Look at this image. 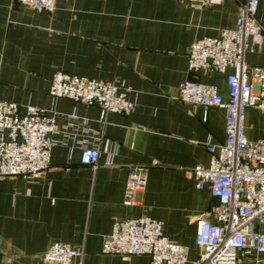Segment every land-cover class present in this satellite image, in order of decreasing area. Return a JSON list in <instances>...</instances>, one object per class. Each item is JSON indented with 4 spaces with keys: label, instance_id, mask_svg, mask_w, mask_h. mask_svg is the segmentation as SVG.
<instances>
[{
    "label": "crops",
    "instance_id": "0c3cea01",
    "mask_svg": "<svg viewBox=\"0 0 264 264\" xmlns=\"http://www.w3.org/2000/svg\"><path fill=\"white\" fill-rule=\"evenodd\" d=\"M245 1L56 0L48 13L0 0V100L57 117L46 175L0 177V264H44L54 242L83 247V264H151L145 255L102 252L116 221L142 214L197 257L196 221L218 200L187 171L209 166L206 143L224 142L226 112L182 102L179 87L194 79L226 95L224 75L188 70L189 47L233 29ZM257 17L264 28V0ZM245 59L264 68V42ZM57 72L122 82L137 107L118 114L52 97ZM246 126L249 139H264V111L250 107ZM86 146L99 149L96 168L81 162ZM134 165L148 168L147 184L126 204Z\"/></svg>",
    "mask_w": 264,
    "mask_h": 264
},
{
    "label": "built area",
    "instance_id": "2783aa9c",
    "mask_svg": "<svg viewBox=\"0 0 264 264\" xmlns=\"http://www.w3.org/2000/svg\"><path fill=\"white\" fill-rule=\"evenodd\" d=\"M36 12L51 13L56 0H14ZM203 6L222 0H177ZM259 0H246L233 29L215 37H203L189 47L188 70L214 71L225 76L227 93L214 83L187 79L178 99L226 112L223 143H206L211 155L208 167L187 171L197 178L199 189L208 188L218 204L196 221L198 255L168 237L163 224L146 214L116 221L103 242L102 252L130 259L149 256L151 264H264V139L247 136V111H264V68L250 65L245 55L264 42V28L257 17ZM131 87L122 82L54 74L50 95L85 105H98L103 112L131 114L137 103L129 99ZM75 116V115H74ZM56 114L28 105L0 100V177H22L35 182L46 175L56 145ZM97 146H86L81 162L96 168ZM156 163V162H154ZM146 166L130 167L125 203L132 204L147 184ZM81 246L54 242L44 253V264H83Z\"/></svg>",
    "mask_w": 264,
    "mask_h": 264
}]
</instances>
